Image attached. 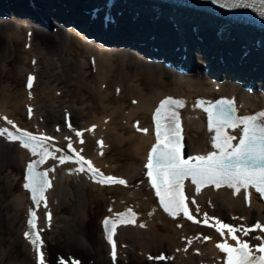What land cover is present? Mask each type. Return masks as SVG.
<instances>
[{
  "label": "bare ground",
  "instance_id": "1",
  "mask_svg": "<svg viewBox=\"0 0 264 264\" xmlns=\"http://www.w3.org/2000/svg\"><path fill=\"white\" fill-rule=\"evenodd\" d=\"M37 1L42 6L35 3L34 12L18 8L42 17L51 12L53 28L15 14L8 5L2 6L10 13L0 15V79L1 73L12 76L0 80V264H224L226 242L245 241L253 251L264 247V200L247 180L196 184L187 179L190 214L185 215L161 203L147 173L156 141L154 114L164 99L179 100L186 153L198 157L237 151L251 124L264 128V90L200 69L208 53L194 41L187 19L164 11L166 6L152 18L143 11L150 9L146 1L129 0L118 6L117 15L134 9L136 16H124L111 32L98 30L92 21L84 24L108 40L101 42L64 26L56 13L59 1L65 10L72 4V17L85 23L78 9L97 1ZM167 14L182 22L169 23ZM211 20L202 15L192 22L204 29ZM231 38L242 49L252 46ZM176 44L186 47L185 65L196 60L200 66L184 72L146 56L176 58L177 52L167 49ZM151 45L158 48L150 50ZM249 53V62L236 63L235 69L244 78L264 76V54L254 47ZM220 100L233 102L235 115L216 123L212 109ZM24 165L43 174L37 198L30 193L29 174H21ZM9 207L7 230L3 219ZM93 212L101 215L100 242L92 240L96 247L80 234L83 226L90 237ZM203 218L214 225H205ZM221 219L225 227L216 225Z\"/></svg>",
  "mask_w": 264,
  "mask_h": 264
},
{
  "label": "rangeland",
  "instance_id": "2",
  "mask_svg": "<svg viewBox=\"0 0 264 264\" xmlns=\"http://www.w3.org/2000/svg\"><path fill=\"white\" fill-rule=\"evenodd\" d=\"M11 64V65H10ZM8 65H10V66H12V63L11 62H9V64ZM2 75H1V79L0 80H3V79H5L6 77V79L5 80H7V81H10V80H12L11 78H12V76L10 77V74H11V72L9 73L8 72V74H4V73H1ZM4 75H6L5 77H3ZM8 75V76H7ZM24 167H25V169H24ZM24 171V172H23ZM23 172V173H22ZM22 172H21V174H24V176H25V172H26V166L24 165L23 167H22ZM82 201V200H81ZM80 202V201H79ZM79 202H78V205H79ZM80 203H82V202H80ZM77 205V207L78 208H81L82 209V204H80L79 206ZM11 207H9L8 209H6L5 210V212H7L6 214L7 215H5V217H4V219H3V225L4 226H6V228H7V230H8V228L9 227H11V225H12V223H11V220H9V216H10V214H12L11 213V211L10 210H12V209H10ZM80 209V210H81ZM7 210H9V211H7ZM65 211V212H64ZM60 212H62V215H68V211L67 210H61ZM83 216H84V213L82 214ZM82 215L80 216V218L79 219H82ZM23 216H24V214H23ZM100 216L101 215H99L98 214V212H93V215H91V217H90V220H88V222H87V233H88V235L90 236L89 238H91V241H90V239L87 237V235H85V229H84V232L82 231V229H83V226H82V229H81V232H80V234L82 235V237H83V240L85 241V243H87V244H89L90 246H91V242H92V245L93 246H95L94 245V242L92 241V240H94V239H98L99 240V242H100V239H99V235H100V226H99V218H100ZM6 217L8 218V219H6ZM10 219H12V215H11V217H10ZM92 219V220H91ZM8 220V221H7ZM0 246H3V243L1 242V244H0ZM96 247V246H95Z\"/></svg>",
  "mask_w": 264,
  "mask_h": 264
}]
</instances>
